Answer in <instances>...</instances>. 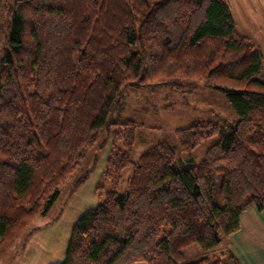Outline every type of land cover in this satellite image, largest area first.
Returning a JSON list of instances; mask_svg holds the SVG:
<instances>
[{"label": "trees", "instance_id": "16d2710c", "mask_svg": "<svg viewBox=\"0 0 264 264\" xmlns=\"http://www.w3.org/2000/svg\"><path fill=\"white\" fill-rule=\"evenodd\" d=\"M0 56V257L60 196L87 152L113 140L111 188L75 221L59 264H240L216 249L264 211V57L226 0H14ZM163 82L223 92L237 120L175 130L199 162L159 142L134 159L140 124L112 119L124 90ZM98 160L74 183L83 184ZM130 171L121 191L124 175ZM221 176L220 183H217Z\"/></svg>", "mask_w": 264, "mask_h": 264}, {"label": "rangeland", "instance_id": "374dc122", "mask_svg": "<svg viewBox=\"0 0 264 264\" xmlns=\"http://www.w3.org/2000/svg\"><path fill=\"white\" fill-rule=\"evenodd\" d=\"M13 2L14 0H0V56L4 53L7 46L8 21L11 16L9 10ZM259 77H264V70ZM112 119H116L117 121L134 120L141 125L137 132L134 159H137L146 148L159 142H168L176 147L179 158L199 162L205 155L207 149L212 144L219 141L220 137L217 136L206 140L193 151L183 152L177 147L175 130L177 128L186 127L195 121H212L221 124L226 122L232 123L237 120V115L225 94L214 89L205 81H198L197 88L190 92L189 90H177L166 83L152 80L145 86L127 87L124 90L120 104L112 113ZM111 140V138H108V144L111 143ZM108 150L109 148L107 147H103L101 150L92 148L87 152L81 166L66 183L61 185L60 196L55 201L47 217H51L70 200L73 193L78 189H74L75 181L92 167L96 154L98 155V160L89 176L90 179L88 184L82 188L83 196L80 197L78 203L80 208L77 209H81L84 203L90 204L89 206H91L94 199L91 198V185H96L99 181L98 188L100 191L98 194H100V192L104 194L111 188L109 178L106 174L101 176L102 168H100V166L102 167L105 164V156H107ZM129 172L130 171H126L124 175L125 180L122 183L121 191L125 188ZM220 180L221 176H218V184ZM76 205L77 204L74 203L70 206L69 211L71 214H73V206ZM70 213L68 212V215ZM68 215L66 219H68ZM40 217L42 216H38L32 224L35 221L41 220L42 218ZM31 225L22 232L23 234L21 233V235L16 238L17 240H13L5 252L1 254L0 264H10L15 250H18L20 248L19 246L22 245L23 240L20 241V239L27 237L28 234H26V231L28 232V229L30 230L32 228ZM226 252L230 251L222 244L216 249L209 251H203L195 245L185 250L189 259H195L206 255L223 256Z\"/></svg>", "mask_w": 264, "mask_h": 264}, {"label": "crops", "instance_id": "0c3cea01", "mask_svg": "<svg viewBox=\"0 0 264 264\" xmlns=\"http://www.w3.org/2000/svg\"><path fill=\"white\" fill-rule=\"evenodd\" d=\"M226 1L234 18L236 30L250 37L264 56V0ZM108 143L104 146L109 150L105 156V164L100 166L101 176L104 174L113 140L110 144ZM89 179L88 177L73 193L70 200L51 217H47L49 211L45 216L40 217L41 220L30 224L32 228L26 231L28 234L26 238L20 239V241L23 240L22 245L15 250L10 264H59L64 259L75 221L82 212L98 202L99 181L96 185H91V198H94L91 206L84 203L81 209H77L80 208L78 203L83 196L82 188L88 184ZM74 203L77 205L73 206V214H71L69 208ZM67 215L68 219H66ZM221 244L237 258L240 264H264V211H259L255 206L248 207L241 216L240 230L225 238Z\"/></svg>", "mask_w": 264, "mask_h": 264}]
</instances>
